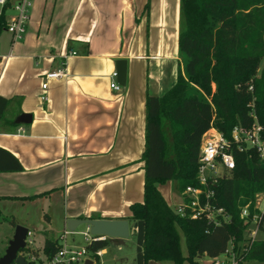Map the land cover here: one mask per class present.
I'll return each mask as SVG.
<instances>
[{"label":"crops","instance_id":"obj_1","mask_svg":"<svg viewBox=\"0 0 264 264\" xmlns=\"http://www.w3.org/2000/svg\"><path fill=\"white\" fill-rule=\"evenodd\" d=\"M32 2L25 36L0 35V96L10 101L0 148L23 168L0 172L1 219L33 237H53L57 221L66 232L67 220L92 217L127 220L131 229L129 207L143 200L147 96H163L184 75L181 0ZM119 60L127 82L116 92ZM61 64L68 76L50 80L42 102L44 75ZM22 114L30 124H16Z\"/></svg>","mask_w":264,"mask_h":264},{"label":"trees","instance_id":"obj_2","mask_svg":"<svg viewBox=\"0 0 264 264\" xmlns=\"http://www.w3.org/2000/svg\"><path fill=\"white\" fill-rule=\"evenodd\" d=\"M180 9L184 75L179 72L175 85L163 96L146 99L143 200L129 207L136 232V264H199L197 259L230 256L229 252L238 264H264V239L248 237L249 224L241 218L242 209L264 192V161L255 152H236L235 170L215 187L212 205L225 210L230 217L227 223L183 218L159 190L171 181L178 194L188 186H198L201 139L211 126L229 138L235 126L252 125L250 113L254 112L264 139V0H181ZM6 27L5 10L0 16V35ZM191 88L204 97L191 96ZM9 102L0 96V125ZM22 169L14 156L0 148V172ZM179 232L186 241V256ZM259 232H264V214ZM108 246L106 238L92 240L85 249L99 264L98 252ZM61 248L59 239L46 238L39 254L28 248L22 251L34 253L41 264Z\"/></svg>","mask_w":264,"mask_h":264},{"label":"built area","instance_id":"obj_3","mask_svg":"<svg viewBox=\"0 0 264 264\" xmlns=\"http://www.w3.org/2000/svg\"><path fill=\"white\" fill-rule=\"evenodd\" d=\"M7 5L8 8H7ZM33 6L32 0H0V16L6 10L8 32L13 41L21 40L26 32L30 20V13ZM10 13V14H9ZM76 56V53L70 52L63 59ZM68 76L65 64H61L56 70L44 75V81L41 89L43 94L40 97L42 102H47L48 82L50 80H60ZM111 88L120 92L122 86L117 82V72L112 74ZM252 90V88H250ZM252 125L243 127L237 125L231 131L230 137L224 136L214 126L203 135L200 146L199 167L196 179L198 186H188L184 192L179 194L180 202L175 207L176 213L181 217L190 219L205 218L215 225L227 223L230 217L222 208H215L212 205L215 199V187L223 178L229 177L236 168V152L244 153L248 151L255 152L260 160L264 161V139L262 137L263 128L260 125L254 112L250 113ZM18 135H24L23 127L17 130ZM252 207V208H251ZM264 214V192L257 193L253 202L249 203L241 211V218L248 224V237L255 239L259 233V222ZM70 232L66 231L61 236L62 248L49 261L41 264H84L88 257L85 247L80 250H74L66 243V236ZM86 243L92 240H105L103 237H92L87 230L84 233ZM33 235L28 233L26 238V248L32 249ZM99 254V253H98ZM230 264H238L233 253L229 254ZM29 263L37 262L34 255L29 254ZM215 264H219L217 261Z\"/></svg>","mask_w":264,"mask_h":264},{"label":"rangeland","instance_id":"obj_4","mask_svg":"<svg viewBox=\"0 0 264 264\" xmlns=\"http://www.w3.org/2000/svg\"><path fill=\"white\" fill-rule=\"evenodd\" d=\"M4 33L6 32L4 31L1 34V36L5 35ZM191 89L192 90L189 93L191 96H196V95L203 96V94L197 91L196 88H191ZM159 188L161 189L162 193L166 196L169 205L175 208L177 204L180 202V197L178 195V192L176 191L175 183L171 181L165 184L164 186H160ZM166 193L168 195H166ZM34 226L36 230H41L43 228L41 225H34ZM15 228L16 227L12 226L10 220L7 222H5L3 219L0 220V258L6 252L9 246V242L12 240L14 236L13 233L15 232ZM52 228L55 230V235L53 237H33L32 249L34 252L38 254L40 253L42 249V243L44 242L43 240H46V238L52 240L59 239L60 243L61 244L63 243L61 237H57L59 234L63 235L64 230L62 225H60L59 222L57 221V223ZM85 232H87V227L85 225L80 226L74 233H69L66 236V243L70 245L74 250H80L81 248L85 247L87 244L84 237ZM179 236H180L181 251L183 255L186 256L188 254V251H187L184 235L182 232H179ZM257 239H264V232H259L257 234ZM117 245H119V247H117ZM136 246H137L136 232L133 229L131 223L130 236L128 238L119 239V242H114L110 240L106 252L107 254L101 257V259L99 260V264H136ZM20 254L25 258L29 256L28 251L25 252L22 251L20 252ZM33 255L35 254L33 253ZM216 261L219 264H230L227 255H221L220 257L215 259L208 257H202L200 259H197V262L199 264H215ZM149 264H174V263L163 261V262H150ZM183 264H190V263L188 261H185ZM247 264H258V263L251 262Z\"/></svg>","mask_w":264,"mask_h":264},{"label":"water","instance_id":"obj_5","mask_svg":"<svg viewBox=\"0 0 264 264\" xmlns=\"http://www.w3.org/2000/svg\"><path fill=\"white\" fill-rule=\"evenodd\" d=\"M117 81L121 86L127 82V61L119 60L116 63ZM32 116L29 114L20 115L17 125H28ZM85 225L92 237H103L109 239H124L130 236V225L127 220L109 219H69L66 222V230L74 233L80 226ZM29 230L23 226H16L14 236L9 242L5 254L0 258V264H30L26 258L20 254L26 248V238ZM84 264H94L91 259H87Z\"/></svg>","mask_w":264,"mask_h":264}]
</instances>
